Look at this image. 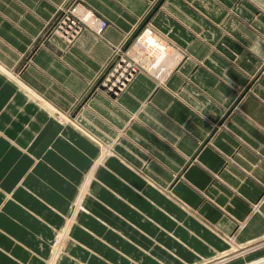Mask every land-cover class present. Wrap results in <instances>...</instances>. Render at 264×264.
Listing matches in <instances>:
<instances>
[{
	"label": "crops",
	"instance_id": "0c3cea01",
	"mask_svg": "<svg viewBox=\"0 0 264 264\" xmlns=\"http://www.w3.org/2000/svg\"><path fill=\"white\" fill-rule=\"evenodd\" d=\"M69 2L0 0V264H50L68 226L54 264H222L263 242L264 0H81L109 25L67 46L45 30ZM145 23L187 57L97 88Z\"/></svg>",
	"mask_w": 264,
	"mask_h": 264
},
{
	"label": "rangeland",
	"instance_id": "374dc122",
	"mask_svg": "<svg viewBox=\"0 0 264 264\" xmlns=\"http://www.w3.org/2000/svg\"><path fill=\"white\" fill-rule=\"evenodd\" d=\"M74 4H79V5L83 6V7H85L86 9H89V10L93 11L88 6L83 4L81 2V0H74V1L72 0V2H69L68 4H66V6L60 7L57 10L55 15H58V14L62 13V11L60 9L66 8L65 10H67V9L73 8ZM53 20H54V18H52L51 22H53ZM47 25H46V28H47ZM108 25L109 24L107 22V26ZM145 34H149V35L153 36V38H155V40H156V43H158V44H160L162 46L161 48H163L162 49L163 53L165 51V53H164L165 56L163 58L158 59V57H159L158 56L159 55L158 51L159 50L157 48L153 47V46H150V45L146 44V42H144L143 36ZM45 37H48V36L45 34ZM186 57L187 56H186L185 52H183L180 48H178L176 46H173L172 44H169L164 37H162L157 32H155V30L153 29V27L149 23H145L141 28H139V30L136 31V33L131 38V40H130V42L128 44H125L124 46H114V47H112V55L109 58V60L107 61L106 65L104 66V69L102 70L101 74L98 76V78L96 80V82H97L96 83V87L100 88V89H103L105 92L109 93L108 91H106L105 88H103L101 86V82L103 81L104 76L107 74L106 71L108 70V67L112 63L120 62L122 60H124L125 62L133 63V65L136 66L137 71L135 72V74L132 77V79L137 74H145V75H148L151 78H153L156 82L162 83L173 72V70L175 69L177 64L180 61H182L183 59H185ZM157 62H158L159 65L155 66ZM149 63H150V65H149ZM153 66L157 70H155V68H153ZM131 80H130V82H131ZM128 84H127V86H128ZM119 93L120 92H118L117 94H119ZM109 94H112V95H115V96L117 95V94H113V93H109ZM76 199H77V197H76ZM74 206H75V204H74ZM69 218H68V221H69ZM62 231H61V234H63V233L66 234V230L64 232H62ZM59 234H60V232H58V235ZM64 234L62 235L63 237L65 236ZM56 235L54 237V240L57 241L58 238H56L57 237ZM62 239L63 238L61 237V240ZM66 240H67V238H66ZM228 240L229 241L230 240H234V238L230 237V238H228ZM61 243H62V241L60 242V244ZM252 247H254V248H252ZM245 249H249V250H247L246 252H243L245 250L242 249L240 253L237 252L238 254L237 253H232L231 255L228 256V258L231 257V259H228L226 262H224L222 264H252V263H255V262H256L255 264H264V241L263 242H259L258 244H254V246H249V247H247ZM232 251L233 250H231V252ZM253 251H254V253H253ZM229 252H227V254ZM250 252H252V253H250ZM253 254H255V255H253ZM218 257H215V258L210 259V260H205V261L199 262L197 264H204L205 262L207 263L208 261H211V260L214 261ZM215 263H217V262H212L210 264H215Z\"/></svg>",
	"mask_w": 264,
	"mask_h": 264
},
{
	"label": "built area",
	"instance_id": "2783aa9c",
	"mask_svg": "<svg viewBox=\"0 0 264 264\" xmlns=\"http://www.w3.org/2000/svg\"><path fill=\"white\" fill-rule=\"evenodd\" d=\"M80 6L74 4L71 9H60L62 13L55 15L53 22L47 25L45 34L51 38H60L67 46L73 45L84 31H91L98 37L101 36L107 27V22L93 11ZM136 71L137 68L133 63L124 60L112 63L106 71L101 86L109 93L117 94L126 88ZM60 242L61 237L57 239L56 245L58 246Z\"/></svg>",
	"mask_w": 264,
	"mask_h": 264
},
{
	"label": "bare ground",
	"instance_id": "6f19581e",
	"mask_svg": "<svg viewBox=\"0 0 264 264\" xmlns=\"http://www.w3.org/2000/svg\"><path fill=\"white\" fill-rule=\"evenodd\" d=\"M147 33V32H146ZM143 40H144V42H146V44H148V45H150V46H153V47H155V48H157L159 51H158V59L160 58H163L164 56H165V51H164V53H163V51H162V49L163 48H161L162 46L160 45V44H158V43H156V40H155V38H153V36H150V35H148V34H145L144 36H143ZM143 42V43H144ZM145 44V45H146ZM162 62V61H161ZM155 63V62H154ZM167 63V62H166ZM149 65H150V63H149ZM159 64H158V62L156 63V65L155 66H158ZM149 68V67H148ZM153 68H155V67H153ZM151 70V69H150ZM155 70H157L156 68H155ZM101 160V159H100ZM102 161V160H101ZM89 180V179H88ZM88 183V182H87ZM83 185H85V184H83ZM84 187V186H83ZM82 190V189H81ZM81 192L82 191H80V195H81ZM84 193V192H83ZM87 194V193H86ZM80 195L78 194V197H77V199H76V202H75V206L73 207V209H72V215L70 216V219L69 220H71L70 222H68L70 225H71V223H74V221H75V218H76V216L79 214V213H83V212H88L84 207H82V197H80ZM83 196V195H82ZM87 214V213H86ZM67 224V223H66ZM68 226V225H67ZM65 229H66V227H65ZM70 227L68 226L67 227V229H66V234H64L66 237L68 236V234H69V232H70ZM62 231V230H61ZM56 238H60V237H63L62 235L63 234H61V232H60V234L58 235V233L56 232ZM71 236V235H70ZM69 239V238H68ZM62 241V240H61ZM62 244V243H61ZM61 244H58V246L56 245V240H53L52 241V243H51V246H50V249H51V251L53 252V257H52V260L50 261V264H54L55 263V259H57L59 256H60V254L62 253V245ZM234 247V246H233ZM234 251V250H233ZM236 253V252H235ZM62 256V255H61ZM226 259H227V257H225ZM222 260V259H221ZM220 261V260H219ZM226 261V260H225ZM222 262V261H221ZM220 262V263H221Z\"/></svg>",
	"mask_w": 264,
	"mask_h": 264
}]
</instances>
